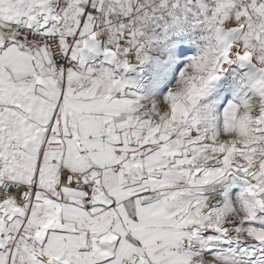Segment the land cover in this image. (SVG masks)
<instances>
[{
    "label": "snow or ice",
    "instance_id": "obj_1",
    "mask_svg": "<svg viewBox=\"0 0 264 264\" xmlns=\"http://www.w3.org/2000/svg\"><path fill=\"white\" fill-rule=\"evenodd\" d=\"M0 264H264V0H0Z\"/></svg>",
    "mask_w": 264,
    "mask_h": 264
}]
</instances>
